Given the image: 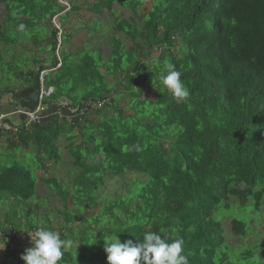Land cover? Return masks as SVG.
<instances>
[{"label":"trees","instance_id":"obj_1","mask_svg":"<svg viewBox=\"0 0 264 264\" xmlns=\"http://www.w3.org/2000/svg\"><path fill=\"white\" fill-rule=\"evenodd\" d=\"M132 1L73 0L67 11L59 0H0L6 9L0 44H17L14 31L42 33L33 37L38 50L30 67L16 65V56L7 61L0 50V99L35 90L36 105L20 103L21 110L32 111L40 101L50 108L66 101L63 107L77 109L70 118L57 112L31 130L18 129L15 145L32 146L37 163L1 166L0 196L28 201L42 180L64 210L61 226L26 221L24 230L11 224L9 240L19 231L50 229L66 242L59 264H108L105 237L135 243L152 231L169 242L183 239L188 264H242L239 258L254 251L244 249L233 260L219 216L235 203L251 201L261 210L264 202V0ZM115 3L132 16H116L109 26L101 22L106 31L88 27L86 47L71 43L63 15L68 24L82 11L114 13ZM58 15L60 29L53 24ZM102 42L110 47L106 58ZM165 62L182 73L190 91L186 101L178 102L160 83ZM89 100L108 102L83 110ZM62 140L74 169L71 186L47 175L63 158ZM128 172L146 179L132 181L126 195L102 199L105 179ZM230 217L238 237L255 230L254 219Z\"/></svg>","mask_w":264,"mask_h":264},{"label":"rangeland","instance_id":"obj_2","mask_svg":"<svg viewBox=\"0 0 264 264\" xmlns=\"http://www.w3.org/2000/svg\"><path fill=\"white\" fill-rule=\"evenodd\" d=\"M62 5H65L67 9H70L71 4L73 3V0H60ZM132 1V0H131ZM39 2V1H38ZM133 2V1H132ZM149 2L142 11H140V14L142 18H144V15L146 13V10L148 9ZM114 13L108 12L107 10L104 11L102 15H95L91 13H87L85 11H82V16L78 14H73L70 23L67 24V17L64 15L62 16V23L64 27L66 26L67 29L70 30V32H73V36L71 37L70 41L73 43V45H77L78 47L85 46V41L88 38V32L89 28L92 30L96 27L101 29H105V26L102 24L104 23L106 26H109V24L113 23L116 20V16L126 19L130 18L132 16V12L123 6H121L119 3H115L113 6ZM6 9L3 4L0 5V26L3 24V20L5 18ZM92 18L94 20L88 21L89 23L86 24H80V22L85 23L86 18ZM102 22V23H101ZM53 24L56 27L61 28V24L59 21L55 20ZM112 31V27H110ZM107 29H105L106 31ZM27 33V34H26ZM26 33L22 32H12V35H16V42L17 44H13L9 47H4L2 44H0V50L4 52L5 59L7 61H11L13 56L18 57L15 61V64L18 66H25L30 67L32 66V58L34 54L38 50L36 48H32V45L36 46L33 41V37L39 38L41 36V28L35 29V30H29ZM108 33V31H107ZM119 36H123L121 32H118ZM19 37V39H18ZM94 39V38H93ZM95 41V39H94ZM27 42V50L26 51L24 47H26L24 44ZM97 42V41H95ZM127 47H131L133 43L131 41L125 40ZM24 43V44H23ZM103 43V42H102ZM86 47V46H85ZM7 49V50H6ZM102 52L105 58L107 57L108 53L110 52V47L103 43L102 45ZM71 50V47L68 49ZM158 51L154 50L153 54H157ZM23 66V67H24ZM26 69V68H25ZM8 96H4V98ZM6 100V98H5ZM124 102L120 101V105L122 107H126V104L121 103ZM32 126H29V130H31ZM66 142L62 140L61 142V151L63 158L61 162L58 165L51 166L48 171V176H55L60 183L66 184L71 186L72 180L74 178V174L71 172L74 171L71 159L69 157L68 151L66 148L63 147ZM23 151V148L21 149ZM17 152L9 151L7 154H11L10 157H8L6 154L2 153L0 151V167L3 165H12L15 161L22 162L23 165H27V163L32 164L33 166L36 165L37 161L36 158L33 159V153L32 149L27 151H24V155H26L25 160L26 161H20L18 159V156H16ZM36 174V173H35ZM145 177L140 173H131L128 172L123 176H109L105 179L104 185L102 187L101 191V197L102 199H110L114 198L118 195H126L131 187L132 181H145ZM66 187V186H65ZM73 193L75 194V190L73 188ZM37 197H33L32 199L28 201H20L17 203H8L3 202L0 200V209H3L1 212H3L2 216L4 218H7L11 221H18L21 222H29L31 224L36 225L37 227H43L45 223H49L51 221V225L54 227L61 226V222L59 218V210H64V206L62 205L61 201L58 197H56L52 191L47 187V185L40 180L39 181V190L36 193ZM39 197V198H38ZM6 198H9L6 197ZM252 202L250 201L246 207L238 206V204H234V207H231L228 209L224 216L220 214V222L222 226L225 229L226 232V241L229 245L233 246L234 248H230L229 254L233 260L239 258L241 251L244 249L253 250L254 254L251 255L247 260L243 258H239L242 264H264V202L262 203L261 210H256L252 206L250 207ZM233 206V205H232ZM68 207L73 208L72 203L68 204ZM88 216H92L93 212L89 211L87 212ZM237 217L244 221H250L254 219L252 226L255 228L253 232L246 233L244 237H238L235 235L231 229V217ZM17 223L16 226L21 225L23 226L24 223ZM15 223V222H13ZM0 226H4L2 222H0ZM3 228V227H2ZM243 247V248H242ZM242 248V249H240ZM25 251H23L21 248L18 249L19 256L24 254ZM241 257V256H240ZM9 264H25V261L21 260H14L13 257L9 258Z\"/></svg>","mask_w":264,"mask_h":264},{"label":"clouds","instance_id":"obj_3","mask_svg":"<svg viewBox=\"0 0 264 264\" xmlns=\"http://www.w3.org/2000/svg\"><path fill=\"white\" fill-rule=\"evenodd\" d=\"M20 27L23 28V25ZM160 71V83L178 102L186 101L190 91L181 79L182 73L177 70L176 65L165 62ZM28 233L32 246L21 256L25 264H59L66 250V242L59 233L45 228ZM103 240L108 264H188L187 256L182 254L183 239L169 242L160 234L149 231L144 233L142 240L138 239L135 243L131 239L121 242L114 235ZM3 246L0 245V248Z\"/></svg>","mask_w":264,"mask_h":264},{"label":"crops","instance_id":"obj_4","mask_svg":"<svg viewBox=\"0 0 264 264\" xmlns=\"http://www.w3.org/2000/svg\"><path fill=\"white\" fill-rule=\"evenodd\" d=\"M68 10L69 9H67V11ZM36 96H37V93L35 92V90H33V92L26 90V91L21 92L20 94H17L15 98L9 95L8 98L5 97L6 100L4 97L0 99V112L1 114L5 115L4 121L8 123L10 127H12L11 132H8V134L0 135L1 136L0 137V151L6 154L8 157L11 156V154H7L9 151L17 152L16 156H18V159L25 161V159L23 158V156H25L24 151L25 150L29 151L31 149L33 150L32 146L27 148L25 146L20 147L19 143L18 145H15V144H17V140L19 136L17 134L18 129L20 130V128H22L24 125L25 127H29L31 125V124L28 125V122L25 120L26 118L21 113H19L20 103H22L25 106L30 104L31 102L33 103L36 100ZM33 104L34 106L36 105L35 102ZM62 105L66 106L67 102L61 101L59 105H54L52 106V108L45 107V111L43 113V118L41 121L51 120L57 112H60L62 113V115H64L62 119L65 117H69V118L72 117L73 116L72 111L71 110L69 111L67 108L63 107ZM60 106H62V108H60ZM66 145L67 143L63 145V147L66 148ZM18 146L20 147L18 151L13 150L14 147L18 148ZM22 148H23V151L21 150ZM37 175H38V180H39V173ZM38 190H39V181L37 183L36 193L38 192ZM0 200H2L3 202H8V203H17L18 201L13 198H6V196H0ZM2 210L3 209H0V222H2L4 226H0V229H10L11 224H13V222H15V224L21 222L20 220L11 221L7 218H4L2 216L3 212H1ZM21 223H24L27 226L26 221L21 222ZM23 226L21 227L22 229L25 230V227L23 228ZM0 245H4L3 248H0V264H9V261H10L9 258L11 257L14 258V255L18 253L19 248H21L23 251H26V249L32 246V240H31L30 234L19 231V234H17L15 238H12L10 240L9 238L5 239L0 242Z\"/></svg>","mask_w":264,"mask_h":264},{"label":"built area","instance_id":"obj_5","mask_svg":"<svg viewBox=\"0 0 264 264\" xmlns=\"http://www.w3.org/2000/svg\"><path fill=\"white\" fill-rule=\"evenodd\" d=\"M59 66H60V64H58L57 67H59ZM40 99H42V95H40ZM107 102H108V100H101L99 102L94 103V102H92V100H89V101L82 103V109L88 111L89 109H91L95 105L97 107H103L105 105V103H107ZM76 110L71 109L72 113L75 112ZM44 111H45V106L40 101V103L37 105V107L34 110L25 111V110L20 109L19 113L23 114L26 117L28 125H30V124L41 122V120L43 118ZM4 117H5L4 114H0V130L11 131L12 127H10L9 124L4 121ZM12 234L15 235L14 232H12V230H10V229H0V242L5 240V239L10 238V236Z\"/></svg>","mask_w":264,"mask_h":264},{"label":"water","instance_id":"obj_6","mask_svg":"<svg viewBox=\"0 0 264 264\" xmlns=\"http://www.w3.org/2000/svg\"><path fill=\"white\" fill-rule=\"evenodd\" d=\"M55 20L59 21V15L54 18L53 22H55ZM57 28L60 29V27Z\"/></svg>","mask_w":264,"mask_h":264}]
</instances>
